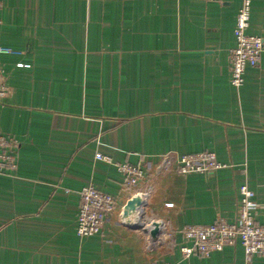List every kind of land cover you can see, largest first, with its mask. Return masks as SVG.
I'll return each mask as SVG.
<instances>
[{
    "label": "crops",
    "instance_id": "crops-1",
    "mask_svg": "<svg viewBox=\"0 0 264 264\" xmlns=\"http://www.w3.org/2000/svg\"><path fill=\"white\" fill-rule=\"evenodd\" d=\"M240 4L0 0V46L19 51L0 52V134L19 142L17 168L0 170V264H264L262 255L247 261L238 241L185 258L179 233L166 249L159 230L149 233L154 222L234 221L242 183L264 224V0H251L247 27L263 38L259 62L235 87ZM201 150L226 166L176 171V155ZM165 155L170 165L156 172ZM123 161L147 166L136 188L123 185ZM87 183L112 194L115 208L101 232L79 237ZM136 190H149L146 233L129 224L135 212L123 213Z\"/></svg>",
    "mask_w": 264,
    "mask_h": 264
},
{
    "label": "built area",
    "instance_id": "built-area-1",
    "mask_svg": "<svg viewBox=\"0 0 264 264\" xmlns=\"http://www.w3.org/2000/svg\"><path fill=\"white\" fill-rule=\"evenodd\" d=\"M251 0H241L234 26L235 44L230 48V82L239 87L244 81V71L247 66L258 64L263 50V38L260 35L247 32L250 18ZM0 52L17 53L19 51L10 47L0 46ZM6 93V86L0 76V98ZM19 142L16 138L0 134V170H15L17 168V148ZM96 157L110 161L107 155L96 153ZM169 155L161 158L157 164V171L167 169L170 165ZM175 169L178 173L191 172L209 173L226 164L217 159L211 150H201L178 154L174 158ZM117 168L123 175V185L126 188H136L140 180L146 176L147 166L131 162H118ZM136 194H146L147 191H135ZM239 203L235 220L226 222L217 219L207 224H186L180 228H168L160 236L158 243L167 242L171 246L173 239L179 233L188 243L180 244L182 257L196 254L200 257L208 256L213 251L222 250L224 246L238 241L244 251L247 261L253 255L264 256V224L256 220V202L254 192L247 184L238 186ZM78 210L76 214L75 230L79 237H87L101 232L107 216L115 208V198L112 194L98 189L91 183L84 184L79 189ZM129 198H133L134 195ZM128 199V200H129ZM127 200V201H128ZM127 203V202H126ZM126 207V204L124 208ZM159 225V224H158ZM157 227L166 228L164 225ZM155 225L152 226V228ZM149 264H168L153 261Z\"/></svg>",
    "mask_w": 264,
    "mask_h": 264
},
{
    "label": "rangeland",
    "instance_id": "rangeland-1",
    "mask_svg": "<svg viewBox=\"0 0 264 264\" xmlns=\"http://www.w3.org/2000/svg\"><path fill=\"white\" fill-rule=\"evenodd\" d=\"M139 191V190H138ZM147 192L149 191V190H146ZM132 194H136V192L134 191ZM146 194H148V193H146ZM144 207L142 208V210H143V213H140L141 214V216L139 215V217H140V221H137V222H134V223H132L131 224V222L129 223L131 226L132 225H141L140 227H138V228H140L141 230H143L145 233H146V231L147 230H145V229H143V228H147V226L146 225H148V223H146V220L144 219L145 217V215H146V205L144 204L143 205ZM151 223V222H150ZM155 224H153L152 223V226L153 225H155V227L160 231V235H161V237H162V235L163 234H165L166 232H167V230H168V228L166 227V228H161V227H157L156 225H158L157 224V222H154ZM159 226V225H158ZM165 227V226H164ZM147 237V236H146ZM148 239V238H147ZM149 240V239H148ZM150 242L148 241L147 242V246L150 248ZM158 247H160V248H164V249H166V248H168V246H167V242H160L159 243V246ZM153 261H155V260H152L151 262H153ZM150 263V262H149Z\"/></svg>",
    "mask_w": 264,
    "mask_h": 264
},
{
    "label": "bare ground",
    "instance_id": "bare-ground-1",
    "mask_svg": "<svg viewBox=\"0 0 264 264\" xmlns=\"http://www.w3.org/2000/svg\"><path fill=\"white\" fill-rule=\"evenodd\" d=\"M132 203L124 209L123 213L126 212H135L134 216L136 221H139V214L143 213L142 206L144 204V197L142 194H136L133 197V200L131 201Z\"/></svg>",
    "mask_w": 264,
    "mask_h": 264
},
{
    "label": "water",
    "instance_id": "water-1",
    "mask_svg": "<svg viewBox=\"0 0 264 264\" xmlns=\"http://www.w3.org/2000/svg\"><path fill=\"white\" fill-rule=\"evenodd\" d=\"M132 200H133V198H131V199H129V200L127 201V203H126V207L132 203V202H131ZM126 207H125L124 209H126ZM132 226H134V227H140L141 225H132ZM143 229H144V228H143ZM157 231H158V229H157L156 227H153V228H151V229L149 230V233L152 234V235H154Z\"/></svg>",
    "mask_w": 264,
    "mask_h": 264
},
{
    "label": "trees",
    "instance_id": "trees-1",
    "mask_svg": "<svg viewBox=\"0 0 264 264\" xmlns=\"http://www.w3.org/2000/svg\"><path fill=\"white\" fill-rule=\"evenodd\" d=\"M239 197H240V195H239ZM239 203V202H238Z\"/></svg>",
    "mask_w": 264,
    "mask_h": 264
}]
</instances>
